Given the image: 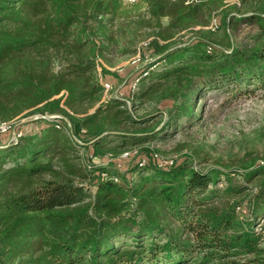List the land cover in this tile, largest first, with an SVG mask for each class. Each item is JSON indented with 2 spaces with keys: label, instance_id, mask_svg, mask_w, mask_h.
Wrapping results in <instances>:
<instances>
[{
  "label": "trees",
  "instance_id": "16d2710c",
  "mask_svg": "<svg viewBox=\"0 0 264 264\" xmlns=\"http://www.w3.org/2000/svg\"><path fill=\"white\" fill-rule=\"evenodd\" d=\"M142 1L143 12L123 0H0V122H46L0 147V264H264V145L242 164L240 181L188 162L160 167L153 149L133 170L76 161L81 148L110 160L138 147L122 130L138 120L127 104L103 100L109 55L134 56L143 43L157 57L134 98L174 101L159 133L200 119L206 90L264 89V0ZM243 24L257 31L236 47L229 30ZM196 27L197 36L178 41ZM219 30L227 49L213 40ZM49 165L58 181L12 191Z\"/></svg>",
  "mask_w": 264,
  "mask_h": 264
},
{
  "label": "rangeland",
  "instance_id": "374dc122",
  "mask_svg": "<svg viewBox=\"0 0 264 264\" xmlns=\"http://www.w3.org/2000/svg\"><path fill=\"white\" fill-rule=\"evenodd\" d=\"M229 2L230 4L237 3L238 0ZM122 5L124 8L137 12L145 10L142 0H138L135 4L123 2ZM220 18V13L214 17L218 24ZM164 22L166 23L167 20ZM200 28L202 27L183 32L178 41L188 42L197 36ZM256 31V27L249 24L238 27L233 25L229 30L236 47L250 44ZM213 40L219 49L228 48L223 30L217 31ZM142 44L138 46L139 52L134 56L109 55L115 66L107 65V67L113 74L108 75L107 80L102 79L112 86L108 92L104 93L103 100L108 102L112 98H119L127 104L126 108L129 113L138 119L128 123L122 129L128 135L137 136L139 141L135 138L131 139L135 143L134 146H138L136 155L128 158L113 157L110 160L107 157L93 158L86 148H81L80 152L74 155L77 158L76 161L85 163L87 160L96 165L109 164L124 170H133L144 159L149 160V151L153 149L162 160L173 162L169 164L170 167L188 162L203 170L213 168L228 170L234 172L236 180H242V172H244L242 164L258 157L264 145V89H254L253 85L249 87L234 85L231 88L215 87L206 90L197 100L200 104L197 107L200 119L192 123L182 119L179 127L172 129L169 125L165 132L159 133L165 124H170L168 114L174 101L167 99L159 103L140 102L134 98L135 92L132 93V84L140 77L143 69L157 58ZM159 68H161L160 64L155 67L156 70ZM99 69L101 72V67ZM97 108L98 106L92 108L90 113ZM48 116L42 117L49 119ZM36 118L38 115L11 121V130L0 131V145L5 146L13 141V130H24L26 133L42 132L46 122L34 120ZM144 130L148 134L143 132ZM142 133L150 137L142 141L139 139L144 135ZM118 138L117 136L110 137L111 140H118ZM60 172L58 167L49 165L42 173L27 175L14 182L12 191L29 194L40 190L47 183L58 181ZM86 186L90 184L86 183ZM95 190V187L91 188L92 192ZM261 223L262 221L259 222Z\"/></svg>",
  "mask_w": 264,
  "mask_h": 264
},
{
  "label": "built area",
  "instance_id": "2783aa9c",
  "mask_svg": "<svg viewBox=\"0 0 264 264\" xmlns=\"http://www.w3.org/2000/svg\"><path fill=\"white\" fill-rule=\"evenodd\" d=\"M123 2L129 3V4H135L138 2V0H123ZM209 27L212 30H215L218 27L217 21L214 19L212 25ZM140 78L141 77H139L137 80H135V82L132 84V93L133 94L138 89V83L140 81ZM102 83L105 87V92H108L112 86L108 82L102 81ZM56 117H57L56 115H49L48 116L49 119H54ZM10 123L11 122H0V131L7 132V131L11 130L12 126L10 125ZM22 135H23V133L21 131L13 130V141L12 142L18 141V139L21 138ZM0 147H3V146L0 145ZM136 153H137V150L135 152L125 151L120 157L128 158V157H131L133 154H136ZM153 159L158 163V165L160 167H170L169 164L173 163V162H168V161L162 160L157 152H153ZM140 164L146 165L147 160L144 159L142 162H140ZM105 176H106V174L103 173V177H105ZM115 180L118 181L117 178Z\"/></svg>",
  "mask_w": 264,
  "mask_h": 264
}]
</instances>
